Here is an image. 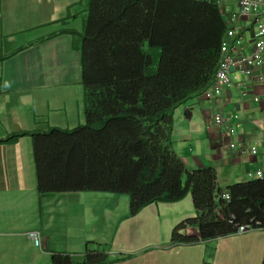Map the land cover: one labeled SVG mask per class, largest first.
Wrapping results in <instances>:
<instances>
[{"label":"crops","instance_id":"1","mask_svg":"<svg viewBox=\"0 0 264 264\" xmlns=\"http://www.w3.org/2000/svg\"><path fill=\"white\" fill-rule=\"evenodd\" d=\"M89 4L90 0H0V52L12 54L65 30L81 32ZM72 42L71 35H60L0 61V138L52 127L72 130L84 123L81 55ZM260 75L264 77V63L251 78L233 77L216 101L197 96L175 113L174 153L189 172L214 169L221 190L251 182L250 172H264ZM74 112L76 120L70 122ZM217 114L234 135L214 129L211 122ZM194 218L191 195L176 203L149 205L135 216L129 214L126 195L41 196L31 138L0 145V264H52L53 255H83L92 243L113 256L112 261L125 258L107 264H264V230L170 245L173 229ZM31 231L46 238L43 250L27 239ZM183 234L200 236L196 227Z\"/></svg>","mask_w":264,"mask_h":264},{"label":"trees","instance_id":"2","mask_svg":"<svg viewBox=\"0 0 264 264\" xmlns=\"http://www.w3.org/2000/svg\"><path fill=\"white\" fill-rule=\"evenodd\" d=\"M216 0H90L81 32L65 30L21 46L0 61L71 35L81 55L84 125L10 134L0 145L30 137L37 191L126 195L129 214L191 195L196 218L177 225L170 245L235 235L251 221L264 230V183L225 190L214 169L187 171L172 149L176 111L212 86L225 32ZM185 183L183 184V180ZM228 193L225 201L222 195ZM190 227L199 238L185 236ZM92 245V244H89ZM88 245V246H89ZM96 245V244H95ZM55 254L52 264H107L106 250Z\"/></svg>","mask_w":264,"mask_h":264},{"label":"built area","instance_id":"3","mask_svg":"<svg viewBox=\"0 0 264 264\" xmlns=\"http://www.w3.org/2000/svg\"><path fill=\"white\" fill-rule=\"evenodd\" d=\"M196 2L206 0H194ZM225 7L223 21L225 32L220 45V59L215 74V80L200 96L209 102H214L221 97L223 89L232 84L233 77L239 75L245 78L254 76L256 70L261 69L264 63V0H216ZM233 4V7L229 4ZM245 37L247 40H244ZM248 49V52H247ZM263 81L264 77L259 76ZM236 78V77H235ZM254 101H258L255 98ZM232 120L236 119L233 115ZM214 129L223 128L229 135H234V130L228 125L222 114L213 118ZM234 148V144L229 145ZM244 145L243 151H246ZM251 181L264 183V172L259 169L248 173ZM222 199L229 201L228 193ZM259 224L251 221L248 225L236 226L235 235L257 231ZM27 239L40 250L45 247L46 238L40 231L27 233ZM113 257V256H110Z\"/></svg>","mask_w":264,"mask_h":264},{"label":"rangeland","instance_id":"4","mask_svg":"<svg viewBox=\"0 0 264 264\" xmlns=\"http://www.w3.org/2000/svg\"><path fill=\"white\" fill-rule=\"evenodd\" d=\"M78 24H80V26H78V27H81V25H82V21L81 20H79V22H78ZM51 32H54V30H50ZM76 116H77V112H74V115H72V118H70V122H73V121H75L76 120ZM85 123V122H84ZM84 123L82 124V125H84ZM250 180V179H249ZM251 181V180H250ZM185 183V179L183 180V184ZM60 216V213H58V215H57V217H59ZM191 228V227H190ZM88 250L89 251H93V250H95V251H99L100 250V248H98V247H96L95 246V244L94 243H92V245H89L88 246ZM87 251V250H86ZM86 253V252H85ZM84 253V254H85Z\"/></svg>","mask_w":264,"mask_h":264}]
</instances>
